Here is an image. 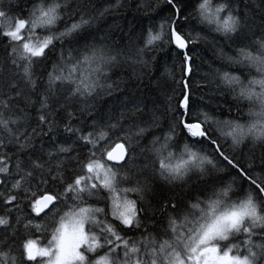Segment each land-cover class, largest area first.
I'll use <instances>...</instances> for the list:
<instances>
[{"label": "snow or ice", "instance_id": "6c2138e0", "mask_svg": "<svg viewBox=\"0 0 264 264\" xmlns=\"http://www.w3.org/2000/svg\"><path fill=\"white\" fill-rule=\"evenodd\" d=\"M0 264H264V0H0Z\"/></svg>", "mask_w": 264, "mask_h": 264}, {"label": "trees", "instance_id": "16d2710c", "mask_svg": "<svg viewBox=\"0 0 264 264\" xmlns=\"http://www.w3.org/2000/svg\"><path fill=\"white\" fill-rule=\"evenodd\" d=\"M101 2H102V0H101ZM108 19H109V21H111L113 18L112 17H109ZM118 23L122 24L125 27L127 26V21L126 20H123V19L118 20ZM158 56H159V60H160L161 70H163V67L162 66H163V64L165 62L168 63L169 67L172 66V59L173 58L171 57L170 54L169 55H166L164 52H160V53H158ZM157 75H158V73H157Z\"/></svg>", "mask_w": 264, "mask_h": 264}]
</instances>
